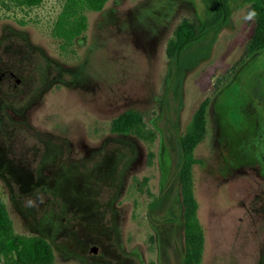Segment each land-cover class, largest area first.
<instances>
[{"label": "rangeland", "instance_id": "obj_1", "mask_svg": "<svg viewBox=\"0 0 264 264\" xmlns=\"http://www.w3.org/2000/svg\"><path fill=\"white\" fill-rule=\"evenodd\" d=\"M65 0H0V195L17 233L58 264H182L179 137L205 99L193 167L202 264H264V50L251 5L232 11L168 113V46L202 0H109L71 52L51 31ZM16 79L21 82L17 83ZM95 246L97 252H91ZM3 264V263H2Z\"/></svg>", "mask_w": 264, "mask_h": 264}, {"label": "trees", "instance_id": "obj_2", "mask_svg": "<svg viewBox=\"0 0 264 264\" xmlns=\"http://www.w3.org/2000/svg\"><path fill=\"white\" fill-rule=\"evenodd\" d=\"M19 6L35 7L43 0H10ZM109 0H65L54 23L51 34L62 52H71L76 39L87 31L86 10L101 11ZM245 4L251 5L257 27L248 45L254 53L264 50V0H202L197 29L193 23L183 22L168 46L170 60L169 83L164 96V106L169 114L182 103L184 81L188 72L197 68L212 53L221 30L231 22L232 11ZM205 99L194 112L179 137L178 177L183 201L186 253L182 264H202L205 234L199 218V202L195 195L193 167L198 163L196 147L207 135V109ZM58 264L52 244L41 235L16 232L7 204L0 195V264Z\"/></svg>", "mask_w": 264, "mask_h": 264}, {"label": "flooded vegetation", "instance_id": "obj_3", "mask_svg": "<svg viewBox=\"0 0 264 264\" xmlns=\"http://www.w3.org/2000/svg\"><path fill=\"white\" fill-rule=\"evenodd\" d=\"M9 75V77H16V74L13 71H10L8 69H4V70H0V97L3 95L4 91H5V80H6V76ZM17 83H20L21 80L20 79H16Z\"/></svg>", "mask_w": 264, "mask_h": 264}, {"label": "water", "instance_id": "obj_4", "mask_svg": "<svg viewBox=\"0 0 264 264\" xmlns=\"http://www.w3.org/2000/svg\"><path fill=\"white\" fill-rule=\"evenodd\" d=\"M91 252L96 253V252H97V248H96L95 246H93V247L91 248Z\"/></svg>", "mask_w": 264, "mask_h": 264}, {"label": "crops", "instance_id": "obj_5", "mask_svg": "<svg viewBox=\"0 0 264 264\" xmlns=\"http://www.w3.org/2000/svg\"><path fill=\"white\" fill-rule=\"evenodd\" d=\"M204 234H205V231H204ZM205 246H206V236H205ZM204 253H205V250H204ZM203 258H204V255H203Z\"/></svg>", "mask_w": 264, "mask_h": 264}]
</instances>
